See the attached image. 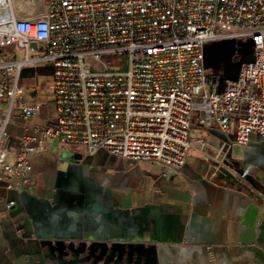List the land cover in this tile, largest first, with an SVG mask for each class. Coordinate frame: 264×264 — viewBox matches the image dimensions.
<instances>
[{"label": "built area", "instance_id": "1", "mask_svg": "<svg viewBox=\"0 0 264 264\" xmlns=\"http://www.w3.org/2000/svg\"><path fill=\"white\" fill-rule=\"evenodd\" d=\"M25 2L0 0V188L32 189L34 145L49 140L156 163L164 176L179 173L193 151L217 161L196 118L223 135L235 127L219 155L252 136L264 141V0ZM218 41L251 44L235 78L205 68V47ZM40 65L53 70L55 113L14 151L9 126L42 112L21 73Z\"/></svg>", "mask_w": 264, "mask_h": 264}, {"label": "crops", "instance_id": "2", "mask_svg": "<svg viewBox=\"0 0 264 264\" xmlns=\"http://www.w3.org/2000/svg\"><path fill=\"white\" fill-rule=\"evenodd\" d=\"M52 74L49 65L21 73L42 112L9 126L14 151L55 113ZM194 129L221 165L193 151L179 173L164 176L156 163L36 143L35 186L0 188V264H264V141L252 136L248 146L219 155L235 127L223 135L196 118Z\"/></svg>", "mask_w": 264, "mask_h": 264}, {"label": "rangeland", "instance_id": "3", "mask_svg": "<svg viewBox=\"0 0 264 264\" xmlns=\"http://www.w3.org/2000/svg\"><path fill=\"white\" fill-rule=\"evenodd\" d=\"M40 1L42 0H36V2ZM243 44L245 43L241 41H218L209 43L206 46V50L210 54V57L206 62L207 71L211 74H220L223 76L234 74L236 71H238L240 64L247 58L234 57L232 56L231 52L235 50V48L244 50L242 47ZM239 147V145H235L234 150H239Z\"/></svg>", "mask_w": 264, "mask_h": 264}, {"label": "flooded vegetation", "instance_id": "4", "mask_svg": "<svg viewBox=\"0 0 264 264\" xmlns=\"http://www.w3.org/2000/svg\"><path fill=\"white\" fill-rule=\"evenodd\" d=\"M250 49H251V47H249V45L248 46H246L245 48H244V50H240L239 48H235V50H233V52H234V57H237V58H242V57H245V58H250L251 57V54L249 53V51H250ZM244 62V61H243ZM242 62V63H243ZM241 63V64H242ZM241 64H240V67H241ZM240 67L238 68V70H240Z\"/></svg>", "mask_w": 264, "mask_h": 264}, {"label": "water", "instance_id": "5", "mask_svg": "<svg viewBox=\"0 0 264 264\" xmlns=\"http://www.w3.org/2000/svg\"><path fill=\"white\" fill-rule=\"evenodd\" d=\"M232 42H235V41H232ZM249 47H251V44H249ZM249 53L252 55V53H253V50H252V47H251V49H250V51H249ZM231 54H232V56L234 55V52L232 51L231 52ZM210 57V54H209V52L206 50V47H205V61H206V59H208ZM251 60V57L250 58H248V59H246L244 62H248V61H250ZM207 64L205 63V68L207 67L206 66ZM207 69V68H206ZM238 75V74H237ZM236 75V76H237ZM236 76H225V77H229V78H235Z\"/></svg>", "mask_w": 264, "mask_h": 264}, {"label": "trees", "instance_id": "6", "mask_svg": "<svg viewBox=\"0 0 264 264\" xmlns=\"http://www.w3.org/2000/svg\"><path fill=\"white\" fill-rule=\"evenodd\" d=\"M248 45H249V44H248V43H246V44H243V46H242V47H243V48H245V47H246V46H248Z\"/></svg>", "mask_w": 264, "mask_h": 264}, {"label": "bare ground", "instance_id": "7", "mask_svg": "<svg viewBox=\"0 0 264 264\" xmlns=\"http://www.w3.org/2000/svg\"><path fill=\"white\" fill-rule=\"evenodd\" d=\"M19 1V0H18Z\"/></svg>", "mask_w": 264, "mask_h": 264}]
</instances>
